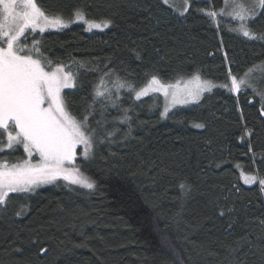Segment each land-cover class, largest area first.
<instances>
[{
  "label": "trees",
  "instance_id": "trees-1",
  "mask_svg": "<svg viewBox=\"0 0 264 264\" xmlns=\"http://www.w3.org/2000/svg\"><path fill=\"white\" fill-rule=\"evenodd\" d=\"M224 3L188 0L181 15L184 0H39L50 16L72 20L79 10L109 22L99 33L77 24L25 39L37 42L31 55L44 69L73 77L67 110L80 123L87 117L96 138L93 159L78 152L75 167L94 187L58 182L9 194L0 264H264V39L205 14ZM248 27L264 37V9ZM196 73L216 88L166 120L159 97L134 98L152 76L172 84ZM229 73H248L235 94L224 87ZM102 78L125 87L101 100ZM5 146L0 131V163L24 159L21 147ZM241 172L257 183L245 186Z\"/></svg>",
  "mask_w": 264,
  "mask_h": 264
},
{
  "label": "snow or ice",
  "instance_id": "snow-or-ice-1",
  "mask_svg": "<svg viewBox=\"0 0 264 264\" xmlns=\"http://www.w3.org/2000/svg\"><path fill=\"white\" fill-rule=\"evenodd\" d=\"M165 3H168V0H165ZM258 5L264 9V0H258ZM256 6L253 4L249 7L240 0H225V6L219 13L208 11L205 14L213 22H216L219 16L228 15L233 20L240 21L236 30L244 37L264 39L257 37L248 27ZM189 7L188 0H184L180 14L187 12ZM74 15L78 20L88 23L89 29L108 27V21H87L79 10ZM63 27H67V23L62 16L47 14L39 6V0H0V129L8 133V148L14 144H22L29 157L22 163L10 166L6 162L0 163V206H7L10 193L31 192L39 185L51 183L58 178L83 188L94 187V183L83 177L79 169L66 167L74 163L77 145H83L85 158L93 150L91 134H87L83 130L84 125L69 114L61 95L63 88L72 86V75L64 73L59 67L51 72L45 71L39 59H34L30 54H21L24 48L20 47V40L26 30L35 32L39 29L44 32L48 28ZM36 43L34 42V47ZM36 51L39 49L36 48ZM247 75L248 73H245V77L238 79L229 73L230 87L228 84L224 87L231 92H238L246 83ZM180 84V80L175 84H165L158 77L152 76L147 85L136 92V98L148 95L149 92H160L167 101L161 113L164 117L170 107L198 100L203 92L210 91L212 87L209 82L202 81L198 73L185 82L184 87H180ZM104 85L102 78L95 90L97 97H102L109 91ZM115 86L117 89L125 87L124 83L118 80ZM128 87L132 88L131 85ZM261 115L264 116V105ZM127 119L125 115L121 123ZM10 125L14 126L15 135L9 131ZM195 127L203 128L204 125L196 124ZM2 150L0 148V151ZM33 153L39 156L36 163L32 162ZM243 179L245 184H252L256 177L245 176ZM259 185L264 190V178L259 179ZM180 187L187 190L185 184ZM40 251L46 253V249L42 248Z\"/></svg>",
  "mask_w": 264,
  "mask_h": 264
},
{
  "label": "rangeland",
  "instance_id": "rangeland-1",
  "mask_svg": "<svg viewBox=\"0 0 264 264\" xmlns=\"http://www.w3.org/2000/svg\"><path fill=\"white\" fill-rule=\"evenodd\" d=\"M175 1H177V0H168V3H166V4H167V5H168V4L170 5V4H172V2L175 3ZM164 2H165V0H164ZM240 2L244 3L245 5H247V6H249V7H252L253 4H256L257 6L255 7V10H254V13H255V14H256V12L261 8V7H259V5H258V0H240ZM224 6H225V3H224ZM255 14L251 17V19H253V17L255 16ZM224 16L227 17V18H229V19H232V18H231L230 16H228V15H224ZM251 19H250V20H251ZM232 20H233V19H232ZM64 21L67 23V27H63V28H48V29H46L44 32H40L39 29H37L35 32H33L31 29L26 30L24 36H22V37H21V40H20V47H23V48H24V52H22L21 54H22V55H29V54L31 55L32 53H34V51H35L36 48H37V47H34V42L31 43V44H26L25 39H26V36L29 35V34H33V33L44 34L45 32H55V31L66 30L67 28H70V27H72V26H77V24L82 25V26L84 27L86 33H91V32L99 33V32H101V31H104V30L107 28V27H102V28H91V29H89V25H88V23H86V22L83 21V20H78V19L76 18V16H75L72 20H64ZM234 21H236V23L238 24V27H239L240 21H238V20H234ZM99 23H100V22H99ZM108 26H109V25H108ZM238 32H239V31H238ZM239 34H240L241 36H243L240 32H239ZM36 45H37V43H36ZM34 59H35V58H34ZM57 68H58V67L56 66V68H53V69H51V70L45 69V71H49V72H51V71H54V70L57 69ZM59 68H61L62 71H63L64 73H66L65 70H64V68H62V67H59ZM191 78H192V77H191ZM191 78H190V79H191ZM190 79H183V80H180V81H181L180 87H184L185 82L189 81ZM201 80H202V79H201ZM104 81H105V79H104ZM202 81H204V80H202ZM71 83H72V86H71V87L63 88V89L61 90V95H62V97H63V94H64L65 92H67L69 89H71V88L73 87V79H72ZM175 83H176V82H175ZM175 83H172V84H175ZM146 85H147V84H146ZM146 85H145V86H146ZM210 85L212 86V87H211V90H210V91H205V92H203L202 95L200 96V98H199L198 100L190 101L189 103H186V104H178V105H176L175 107H170V108H169V111H168V114H167L166 116L162 117L161 114H160V119H162V120H166L165 118L169 115V113L174 112V111H177V110H180L181 108H187V107H191L192 105H196V104H198V103L201 101L202 97H203L205 94H209V93H211L212 90H214V89L216 88V86H215L214 84H211V83H210ZM104 86H105L107 89H109V91L106 92V94H105L104 96H102V97H97V98H99V99H101V100L107 98V97L109 96V94H110L111 92H113V90H116V89H117V87L115 86V81L112 82V84H108V83L105 81V85H104ZM145 86H144V87H145ZM193 86H194V85H193ZM121 89H122V88H121ZM140 90H141V89H140ZM140 90H139V91H140ZM233 93H234V92H233ZM235 93H236V92H235ZM235 93H234V94H235ZM147 97H159L160 100H161V108H162L161 113L164 111V109H165V107H166V105H167V101L165 100V97H164L160 92H149L148 95L141 96L139 99L136 98V94H135V97H134V98H136L137 100H143V99H146ZM45 106H46V105H45ZM81 124L84 125V129H83V130H84L87 134H91V136H92L93 150L90 152L89 156H88L87 158H85V156H84V147H83V145H77V147H76V157H75V161H76V160L79 158V156H80V158H81L82 160H84L85 162H90V161L93 159V157H94L93 153H94V150H95V148H96V138H95L94 133L89 132V130H88V128H87V124H86V122H81ZM0 131L4 134V137L6 138V142L8 143V141H7V135H8V133L5 132L3 129H0ZM9 131H11L13 135H15V129H14V126H13V125H10V126H9ZM16 146H19V147L22 148V150H23V155H24V159H23L22 161H19V162L14 163V164L22 163L24 160L29 159L27 153H25V151H24L23 145H22V144H14V145H13V147H16ZM13 147L8 148V147L5 146V149H6V148H7V149H12ZM78 152H80V155H79V156H78ZM38 160H39V156L36 155L35 153H33L32 162H33V163H36ZM75 161H74V163H73L72 165H66V167H68L69 169H77V167H75ZM6 163H7V162H6ZM7 164H8L9 166L12 165L11 163H7ZM79 173L81 174L80 171H79ZM81 175H82V174H81ZM82 176H83V177H86V176H84V175H82ZM245 176H247V175H245L243 172L240 173V180H241V182H243V184H244L245 186L250 187V186H253V185H255V184L257 183V181L255 180V182H253L252 184H245V183H244V179H243V177H245ZM249 176H251V175H249ZM252 177H253V176H252ZM86 178H87V177H86ZM89 180H90V179H89ZM90 181H91V180H90ZM58 182H63V183H66V184H68V185H76V186L80 187L78 184H72V183H70L69 181H67V180H65V179H63V178H58L57 180L52 181L51 183H44V184L39 185L38 187H36V188H35L33 191H31V192H36L37 190H40L41 188L51 187L53 184H56V183H58ZM80 188H83V187H80ZM83 189H84V188H83ZM86 189H87V188H86ZM263 192H264V191H263ZM22 193H29V192H22ZM10 194H13V193H10Z\"/></svg>",
  "mask_w": 264,
  "mask_h": 264
}]
</instances>
